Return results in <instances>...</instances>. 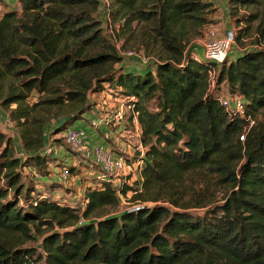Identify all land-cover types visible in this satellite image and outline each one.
<instances>
[{
  "label": "trees",
  "instance_id": "16d2710c",
  "mask_svg": "<svg viewBox=\"0 0 264 264\" xmlns=\"http://www.w3.org/2000/svg\"><path fill=\"white\" fill-rule=\"evenodd\" d=\"M18 1L20 12L0 16V102L16 104L23 148L39 152L50 119L64 118L51 134L63 132L109 85L135 97L145 150L141 184L100 179L77 209L25 184L26 163L0 131V264H264V0H227L243 50L221 65L185 54L213 21L210 0ZM106 24L155 60L125 70ZM213 70L246 98L244 114L221 104ZM30 159L47 173L45 156ZM129 190L137 208L120 209ZM55 224L63 230L44 236V253L23 246Z\"/></svg>",
  "mask_w": 264,
  "mask_h": 264
},
{
  "label": "rangeland",
  "instance_id": "374dc122",
  "mask_svg": "<svg viewBox=\"0 0 264 264\" xmlns=\"http://www.w3.org/2000/svg\"><path fill=\"white\" fill-rule=\"evenodd\" d=\"M105 2L106 0H102ZM213 2V0H210ZM214 6L218 2L214 0ZM221 2V0H219ZM102 2V3H103ZM16 9L17 11H21V5L18 0H2L0 3V16L5 12V10ZM224 9H219L215 7V10L209 15V18L212 23L216 27H218L221 31H226L227 29H233L237 32L238 27L237 24L227 16V13ZM102 16H104V11L102 10ZM209 24V25H210ZM208 26V25H207ZM205 28H203L202 33L195 37L191 42L187 45L185 54L187 58L189 54L193 51L195 54L200 55L201 51L203 52V38L205 33ZM105 32L111 39L115 42L120 52H125L128 49L135 50L138 52V48L129 47L125 45L123 39L119 40L117 34L111 33V27L109 24L105 25ZM125 45V46H124ZM241 52V46L237 43L235 39V43L232 49V53ZM232 53L228 60L231 59ZM146 59H141L139 57H132L129 59H125L122 62L130 63L137 62L143 65V67H148L151 61L155 59L152 57H148L145 54ZM111 88V87H109ZM213 89L217 91L220 97L225 96L229 93V89L225 82H222L220 85H217V81L215 78V82L213 85ZM112 90H117L112 88ZM38 93H33L30 99L32 103L38 97ZM109 93H92L89 95L90 107H92L86 114H84V120H88L89 115L94 111L99 112L98 116H102L106 111L111 110L109 107L118 106V102L114 100V97L117 96L119 99L124 100V94L119 92L117 95L114 93L112 96H109ZM111 97V98H107ZM110 103V105H109ZM16 104H13L11 108H15ZM10 109H6L1 105L0 102V131L6 133L8 136L10 135L13 138L14 146L16 149V155L20 157L21 161L26 163L23 169V181L26 185H34L37 191L44 193L46 196L52 197L55 200H58L62 203H67L77 209H84L86 207L84 194L87 187L91 184H95L100 179L98 178V173L100 171V167L96 164L90 163L86 161L79 153L72 151L68 145L66 144L63 132L59 134H51L53 132L52 128L55 124L61 123L64 118H60L58 120L50 119L47 123V135H49V146L43 148L37 153L26 151L23 148L22 140L20 137V129L16 126L15 122H13L10 118ZM97 112V113H98ZM131 111L127 107L125 108V115L122 120H114L115 125L106 129V131L102 132L100 127L95 128L93 133L98 135L99 141L106 143L111 152L114 155H123L127 158L128 164L135 165L138 164L139 157L142 155V151L138 150V145L140 144V136H138V131L136 129V123L131 117ZM79 121H75L72 126L78 125ZM138 128H141L140 125ZM57 138L59 141L54 139ZM53 143V145L51 144ZM4 144L0 146V153L3 151ZM40 154L41 156H45L48 159V164L44 167L47 173L40 171L32 164V159H30L31 155ZM64 164H69L73 167L71 171L70 177L67 181H59V175L62 168L65 166ZM116 177L117 175H112ZM130 177L131 184H135L139 177V166L133 167L132 171L128 175ZM142 179V178H141ZM142 181V180H141ZM139 181V183L141 182ZM141 184V183H140ZM133 195V190H129L127 195L121 194V205L120 209H127L137 206V203L133 204L130 201ZM218 198L222 197V192H218ZM63 228H60L58 224H55L52 228L48 225H43L40 229H33L32 238L25 239L23 243L24 247H32L37 249L38 253H44L42 248V241L44 236L52 231H62Z\"/></svg>",
  "mask_w": 264,
  "mask_h": 264
},
{
  "label": "built area",
  "instance_id": "2783aa9c",
  "mask_svg": "<svg viewBox=\"0 0 264 264\" xmlns=\"http://www.w3.org/2000/svg\"><path fill=\"white\" fill-rule=\"evenodd\" d=\"M204 38L202 42L203 46V57H199L193 51L189 54L188 58L196 60H206L216 62L221 65L228 57H230L231 51L233 49L236 31L233 29H227L226 31H221L218 27L213 24L208 25L205 28ZM123 59H129L132 57H139L141 59L145 58V53L143 50L136 52L135 50H126L122 52ZM187 56V55H186ZM216 78V71L213 70L210 72V87L213 89V85ZM107 85L106 88L99 92V94L109 93L112 96L114 93L117 95L120 90H112V87ZM116 89V88H114ZM124 100L119 99L117 96L114 97V100L118 102V106L112 107L109 103L111 110L106 111L101 117L98 116L99 112H92L89 115L88 120L80 119L76 126H69L63 131V137L68 145V147L77 153H79L86 161L96 164L100 167L98 173L99 179H106L116 174V183L121 186L123 182H130L129 173L132 171L133 167L139 166V173L143 165V160L138 161V164L130 165L128 160L123 155H114L109 146L106 143L99 141L97 134L93 133L95 128L98 126L101 128H109L112 125H115L114 120L117 119L120 121L124 118L125 108L130 109L133 115V120L136 123V129L138 131V136H140V144L137 146L138 150L142 151L144 154L145 147L141 141L142 130L138 128V112L134 109V104L131 101L135 100L134 96H123ZM111 98V97H107ZM221 104L229 112H238L241 114L245 113V107L247 100L246 98L237 93L229 92L227 95L220 97ZM252 117H248V123L244 126L243 132L240 135L242 140L245 139L247 133L250 131L251 127L254 124ZM53 145V143H51ZM49 146V141L43 148ZM42 148V149H43ZM41 149V150H42ZM62 168L59 181H67L71 174V165L64 164ZM121 195V194H120ZM85 203L88 201L84 200ZM137 208V206L132 207ZM84 220L83 218L81 219Z\"/></svg>",
  "mask_w": 264,
  "mask_h": 264
},
{
  "label": "crops",
  "instance_id": "0c3cea01",
  "mask_svg": "<svg viewBox=\"0 0 264 264\" xmlns=\"http://www.w3.org/2000/svg\"><path fill=\"white\" fill-rule=\"evenodd\" d=\"M216 1H218L216 4H215V7L216 8H219V9H224L225 11H226V13H227V16H229V7H228V2H227V0H221V2L219 1V0H216ZM213 2L215 3V1L213 0ZM223 10V11H224ZM230 17V16H229ZM243 49L241 48V51H242ZM232 53V52H231ZM241 52L240 51H238V52H236V53H232V58L231 59H234L236 56H238L239 54H240ZM199 57H203V52L201 51V54L200 55H198ZM121 65L125 68V70H132V71H138V72H142L144 69H145V67H143V65L142 64H140V63H137V62H133L132 64H130V63H126V62H122L121 63ZM101 130H102V132H104V131H106V129L105 128H101ZM97 137H98V135H97ZM137 181L139 182V181H141V176H140V174H139V177H138V179H137Z\"/></svg>",
  "mask_w": 264,
  "mask_h": 264
},
{
  "label": "water",
  "instance_id": "95a60500",
  "mask_svg": "<svg viewBox=\"0 0 264 264\" xmlns=\"http://www.w3.org/2000/svg\"><path fill=\"white\" fill-rule=\"evenodd\" d=\"M133 209H136V208H133Z\"/></svg>",
  "mask_w": 264,
  "mask_h": 264
}]
</instances>
